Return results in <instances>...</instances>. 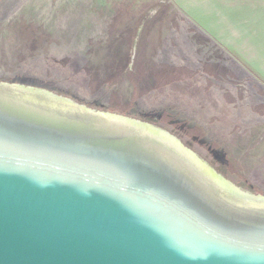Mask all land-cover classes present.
Masks as SVG:
<instances>
[{
	"label": "water",
	"instance_id": "95a60500",
	"mask_svg": "<svg viewBox=\"0 0 264 264\" xmlns=\"http://www.w3.org/2000/svg\"><path fill=\"white\" fill-rule=\"evenodd\" d=\"M195 15L0 0V264H264V129Z\"/></svg>",
	"mask_w": 264,
	"mask_h": 264
},
{
	"label": "rangeland",
	"instance_id": "374dc122",
	"mask_svg": "<svg viewBox=\"0 0 264 264\" xmlns=\"http://www.w3.org/2000/svg\"><path fill=\"white\" fill-rule=\"evenodd\" d=\"M195 4V52L208 86L249 93L264 122V0Z\"/></svg>",
	"mask_w": 264,
	"mask_h": 264
},
{
	"label": "crops",
	"instance_id": "0c3cea01",
	"mask_svg": "<svg viewBox=\"0 0 264 264\" xmlns=\"http://www.w3.org/2000/svg\"><path fill=\"white\" fill-rule=\"evenodd\" d=\"M244 75H245V76H252V75H250V73H248L247 70H246V72H244ZM253 116H254V121H255V127L257 126L256 128L259 129L258 126H259L260 124H264V122H261V120H260V119H263V117L260 116V115H258V114L255 115L254 113H253Z\"/></svg>",
	"mask_w": 264,
	"mask_h": 264
},
{
	"label": "trees",
	"instance_id": "16d2710c",
	"mask_svg": "<svg viewBox=\"0 0 264 264\" xmlns=\"http://www.w3.org/2000/svg\"><path fill=\"white\" fill-rule=\"evenodd\" d=\"M25 84H27V85H30V83L31 84H33V85H38V86H41V87H44L45 86V83H42V81H31V82H24ZM44 85V86H43ZM52 91H54V90H52Z\"/></svg>",
	"mask_w": 264,
	"mask_h": 264
}]
</instances>
